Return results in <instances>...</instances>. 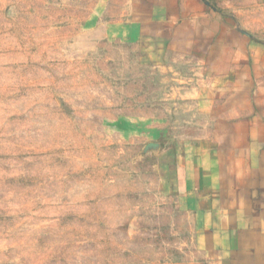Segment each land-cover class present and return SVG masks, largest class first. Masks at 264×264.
<instances>
[{
	"label": "rangeland",
	"instance_id": "374dc122",
	"mask_svg": "<svg viewBox=\"0 0 264 264\" xmlns=\"http://www.w3.org/2000/svg\"><path fill=\"white\" fill-rule=\"evenodd\" d=\"M207 1L0 0V264L218 263L200 157L264 159V0Z\"/></svg>",
	"mask_w": 264,
	"mask_h": 264
},
{
	"label": "crops",
	"instance_id": "0c3cea01",
	"mask_svg": "<svg viewBox=\"0 0 264 264\" xmlns=\"http://www.w3.org/2000/svg\"><path fill=\"white\" fill-rule=\"evenodd\" d=\"M207 2L128 0V10L132 24L151 26L162 20H180L185 13L199 18L211 16ZM233 156L229 151L220 166L212 155L200 157L204 185L211 192L203 213L206 236L215 241L220 257L216 264H264V159Z\"/></svg>",
	"mask_w": 264,
	"mask_h": 264
}]
</instances>
